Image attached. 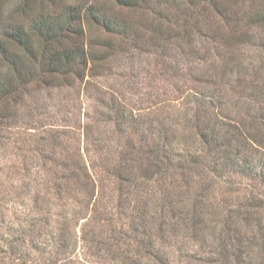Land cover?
<instances>
[{"label":"trees","instance_id":"obj_1","mask_svg":"<svg viewBox=\"0 0 264 264\" xmlns=\"http://www.w3.org/2000/svg\"><path fill=\"white\" fill-rule=\"evenodd\" d=\"M238 3L188 0L191 11L182 12L183 0H0V150L31 112L28 99L96 75L126 46L187 60L184 73L204 85L186 95L176 122L154 119L156 111L138 115L114 98L112 131L89 125L82 134L99 135L84 151L80 139L73 150L65 144L72 130L42 124L39 134L20 131L33 147L6 174L13 182L5 192L7 202L32 208L15 240L39 252L40 264H176L173 247L211 227L225 246L217 264L246 257L242 243L229 247L238 220L264 226L255 219L264 209V84L254 82L257 68L252 84L229 99L238 119L225 113L216 66L204 67L208 47L233 44L211 20L259 41L250 32L264 24V1L241 12ZM124 10L138 14L128 18ZM86 23L104 36L87 43Z\"/></svg>","mask_w":264,"mask_h":264},{"label":"rangeland","instance_id":"obj_2","mask_svg":"<svg viewBox=\"0 0 264 264\" xmlns=\"http://www.w3.org/2000/svg\"><path fill=\"white\" fill-rule=\"evenodd\" d=\"M183 1L185 5H182L181 11L190 12L191 10L187 8L189 6L188 0ZM230 1L233 2L234 0ZM238 1L239 3L235 5V8L241 12L242 9H258L263 5L264 0ZM172 8L176 9L173 6ZM209 13L211 11L206 12V14ZM121 14L130 18L136 17L138 13L124 10L121 11ZM146 14L149 16L148 13ZM151 15L149 20L153 19ZM211 21L213 26H218L220 31L227 32L230 37L229 40L233 44L222 47L220 44H214L215 46L211 45L212 48L208 47L209 54L203 53L206 60L204 67L216 66L218 87L228 94L226 100L228 108H226L225 113L239 119L243 115L240 112L237 113L236 106L229 99L232 97L233 101H236L237 96L233 94L237 93L238 89H247L246 86L252 84L253 74L257 68H259V79L255 78L254 82L258 83L259 81V88H262L264 84V41L260 38L264 36V24L261 28H253L250 32L252 35L259 36V41L252 39H245L246 41H244L238 36L240 32L234 34L232 31L234 24H230L231 28L229 29L222 26L218 21ZM241 27L243 28L241 25L239 29ZM85 29L87 43L95 36H104L102 30L92 23L89 25L86 23ZM232 35H234L233 38H231ZM199 46L202 45L199 43ZM125 48L127 49L124 53L111 58L106 64V69L99 70L96 75H91L84 81L77 80L73 85H58L56 83L53 87L44 88L49 90H43L40 92V96H34L27 100L31 112L25 110L26 114L20 122V130L15 129L17 132L10 139L8 148L0 150V192L4 189L0 193V264H40L42 259L39 252L23 246L21 242L15 240L19 234L18 228L21 218L26 212L29 214L32 208L21 207L14 201L7 202L8 197L5 192V188L13 182L6 180V174L13 169L14 162L16 163V160L21 161L28 156L30 147H33L29 140L26 143L31 135L25 134V139H23L20 131H37L39 134L41 130L37 127L42 124L47 129L72 130L75 132L73 133L74 138L71 140L69 138L65 144L69 150H73L74 145L76 146L74 142L76 139L77 141L80 139L82 151H84L86 144H89L87 141L94 140L99 135V132H95V130L88 135L87 132L82 134L89 125L94 126V128L96 125L101 128L108 126L107 129L112 131L114 122H109V115L113 104L116 106V103H113L114 98L117 97V100L127 104L138 115L143 114L150 117V113L156 111L154 113L157 115L154 116V119L156 117L157 119L163 117L168 119L169 117L176 122L183 112L186 95L192 89H204L203 84L194 82L192 77L190 78L184 73L188 71L187 67L192 65L187 60H182L173 54L161 57L155 52L133 51L128 46ZM189 107L194 109L195 104H191ZM189 107L186 108L188 111ZM111 124L112 126H110ZM31 126L36 128L24 130L25 127ZM107 129L105 130L107 131ZM18 134L20 138L17 143L16 136ZM13 140L15 142H12ZM17 164L23 166V164ZM222 199L223 194L219 193L218 200ZM258 217L264 218V209L259 210L255 219ZM213 229L211 227L206 233L194 240L187 238L182 248L174 246L171 255L175 263L217 264L214 257H220L225 246L221 241L223 235L218 234V229ZM234 235L233 243L229 248L235 250L242 243V248L246 253V257L240 259L238 264H264L263 224L253 220H238L232 230V236ZM28 248L32 252L31 254H27Z\"/></svg>","mask_w":264,"mask_h":264}]
</instances>
